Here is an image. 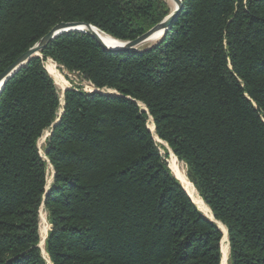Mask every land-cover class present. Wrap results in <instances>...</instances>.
Masks as SVG:
<instances>
[{
    "label": "trees",
    "instance_id": "16d2710c",
    "mask_svg": "<svg viewBox=\"0 0 264 264\" xmlns=\"http://www.w3.org/2000/svg\"><path fill=\"white\" fill-rule=\"evenodd\" d=\"M182 4L151 47L111 51L67 32L5 82L0 264H47L42 202L52 264H221L222 232L172 173L149 117L226 226L229 264H264V0ZM170 11L164 0H0V72L59 22L126 41ZM47 58L115 93L66 89L44 158L37 140L60 106Z\"/></svg>",
    "mask_w": 264,
    "mask_h": 264
},
{
    "label": "water",
    "instance_id": "95a60500",
    "mask_svg": "<svg viewBox=\"0 0 264 264\" xmlns=\"http://www.w3.org/2000/svg\"><path fill=\"white\" fill-rule=\"evenodd\" d=\"M172 1L174 3L173 9L161 21H159L157 24H155L153 27H151L149 30H147L146 32L142 33L141 35L137 36L134 39L126 40V41H120V40H117V39L112 37L114 40H117V41L120 42L119 45L114 46V47L108 46L106 44V42H104V40L100 36V33L96 30V27L93 26L90 23H85V22H80V21H62V22H59V23L55 24L36 43H34L31 47H29L22 54H20L9 66H7L2 72H0V82H1L0 90L2 89L3 85L5 84V82L9 78H11L22 66H24L31 58L36 57V56H41V50L51 40H53L54 38L60 36L63 33L72 32V31L85 32V33L89 34L92 38H94L97 41V43L102 48L107 49V50H111V51L136 49L137 45L139 43H141L142 41H144L145 39H147L148 37H150V36H152V35H154L156 33L166 32V30L169 28V26L171 25L173 20L182 11V9H183L182 0H172ZM66 89H68V88H66ZM108 90L109 89H106V88H102V89L93 88L90 91L102 92V93H110V94H113L115 92V91L111 92L110 90L109 91ZM64 91H63V93H64ZM62 106H64V98H63ZM62 112H63V109L60 111V113L58 115V118L51 125V131H52V128L60 121V117H61ZM209 219L211 221H214L211 218H209ZM221 232H222V230H221ZM222 236H223V232H222ZM41 252H42V250H41Z\"/></svg>",
    "mask_w": 264,
    "mask_h": 264
},
{
    "label": "bare ground",
    "instance_id": "6f19581e",
    "mask_svg": "<svg viewBox=\"0 0 264 264\" xmlns=\"http://www.w3.org/2000/svg\"><path fill=\"white\" fill-rule=\"evenodd\" d=\"M96 30L100 33V36L102 37V39L104 40V42H106V44L108 46L114 47V46H117L120 44L119 41L114 40L111 36L106 35L105 33L99 31L98 29H96ZM44 65H45L47 72L53 78L55 85L58 82L59 84H61L62 87H64L65 84H64L62 78L60 76H58L56 73L55 63L50 58H48V59H46ZM0 88H1V82H0ZM138 103H140V102H138ZM62 104H63V99L61 98L60 99V106L58 108L59 112L62 110ZM143 107H144V105H143ZM152 131L154 132L153 127H152ZM42 156L45 158L44 155H42ZM168 163H169L168 165L171 168L173 174L178 178V180L180 181V183L184 187L186 193L190 196V198L196 204V206L198 208H200L202 213L206 214V216L208 218L213 219L217 223L218 227L222 230L223 236H222V260H221V264H223L225 261L228 260V257H229V243H228V238H227L226 226L214 219L210 207L199 196L197 190L195 189L193 184L188 179L183 163L180 160H178L172 153H170V156L168 158ZM48 165L50 166L51 172L53 173L54 170H53L52 166L50 164H48ZM50 183L51 184L53 183V176H51ZM42 212H44V210L41 211V216H39V219H40V221H39L40 239H39L38 246L42 250L41 254H42L43 258L46 260L47 264H52L48 258L47 253L45 252V249H44L45 248L44 234H45V230L47 228V223H46V219H45L46 216H44V214H42Z\"/></svg>",
    "mask_w": 264,
    "mask_h": 264
},
{
    "label": "rangeland",
    "instance_id": "374dc122",
    "mask_svg": "<svg viewBox=\"0 0 264 264\" xmlns=\"http://www.w3.org/2000/svg\"><path fill=\"white\" fill-rule=\"evenodd\" d=\"M167 2V4L169 5L170 9L172 10L173 7H174V3L172 0H164ZM165 34V32H160V33H156L150 37H148L147 39H145L144 41H142L141 43H139L137 45V48L138 49H145V48H148V47H151L153 46L154 44H156L162 37L163 35ZM37 42V41H36ZM35 42V43H36ZM41 57V56H40ZM48 59V58H47ZM44 63V62H43ZM55 63V62H54ZM55 69H56V73L58 76H60L65 84L64 87L61 86V84H59L57 82L56 84V88H57V91L59 93V96H60V99L62 98L63 99V91L66 89V88H71V87H74V86H81L82 89L86 90V91H90L92 90L94 87L88 82V81H85L81 78V76L76 73V72H69L68 70L62 68L60 65H58L57 63H55ZM111 92H114V90H111L109 89ZM108 90V91H109ZM115 93V92H114ZM138 105L140 106L141 109H144L146 110L145 106L143 107V104L142 103H138ZM62 109H63V106H62ZM59 111L57 112V116L59 115ZM149 117V116H148ZM58 118V117H57ZM56 118V119H57ZM152 118V117H151ZM150 117L147 119V122H146V125H148V128L149 130L153 133V136H154V139L156 140V142L159 144L158 145V148L161 152L162 155L164 156H167L166 158V161L168 163V158L170 156V153L171 152V149L168 147L167 143L164 142V141H161L157 138V135L154 133L155 132V127H154V132L152 131V127H153V119H151ZM51 133V129H46L44 130V132L41 134V136L38 138L37 140V146L39 148V153L41 155H44V152H45V149H44V145H45V140L47 138V136ZM181 161V160H180ZM184 165V168H185V171H186V165L183 161H181ZM169 164V163H168ZM171 169V168H170ZM172 171V170H171ZM53 174V175H52ZM46 176H47V182H46V186H45V190L46 192H48L50 186H51V183H50V180H51V176L54 177V172L52 173L51 172V169H50V166L48 165L47 167V170H46ZM200 209V208H199ZM42 214H44V216H46V223H47V228L45 230V234H44V240H46V237H47V233H48V230H49V227H50V224H49V220H48V212L46 210V208L44 207V204L42 202V204L40 205L39 207V216H41V211H43ZM201 210V209H200ZM204 214V213H203ZM206 216V214H204ZM214 217V215H213ZM215 219V218H214ZM216 220V219H215ZM40 221V219H39ZM40 227V226H39ZM38 227V228H39ZM227 229V228H226ZM227 235H228V231H227ZM228 241H229V238H228ZM45 243V241H44ZM45 249V248H44ZM229 251H230V248H229ZM46 252V251H45ZM221 261V260H220ZM223 264H229V257H228V260L225 261Z\"/></svg>",
    "mask_w": 264,
    "mask_h": 264
}]
</instances>
